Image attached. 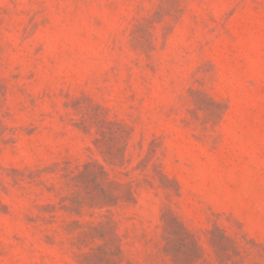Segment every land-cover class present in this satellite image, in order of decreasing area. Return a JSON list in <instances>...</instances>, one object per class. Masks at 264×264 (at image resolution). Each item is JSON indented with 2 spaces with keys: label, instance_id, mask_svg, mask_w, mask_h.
Here are the masks:
<instances>
[{
  "label": "rangeland",
  "instance_id": "374dc122",
  "mask_svg": "<svg viewBox=\"0 0 264 264\" xmlns=\"http://www.w3.org/2000/svg\"><path fill=\"white\" fill-rule=\"evenodd\" d=\"M0 264H264V0H0Z\"/></svg>",
  "mask_w": 264,
  "mask_h": 264
}]
</instances>
